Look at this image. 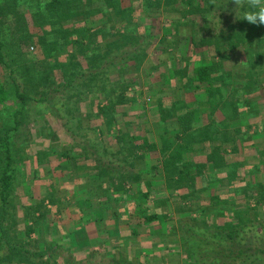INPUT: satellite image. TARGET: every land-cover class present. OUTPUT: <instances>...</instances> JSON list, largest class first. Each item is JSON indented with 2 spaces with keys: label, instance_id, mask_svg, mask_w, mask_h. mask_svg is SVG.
I'll return each instance as SVG.
<instances>
[{
  "label": "rangeland",
  "instance_id": "374dc122",
  "mask_svg": "<svg viewBox=\"0 0 264 264\" xmlns=\"http://www.w3.org/2000/svg\"><path fill=\"white\" fill-rule=\"evenodd\" d=\"M45 3L42 4V7ZM24 4L25 6L20 5L15 0H0V29L3 32L6 57L19 74L16 76L17 80L27 90V94L32 97V99L27 100L24 107L21 116V128L14 135L13 149L16 159L15 165L17 166V180L13 190L15 195L14 209L17 212H23L29 206L31 208L41 206V200L46 198L45 205L47 208H42L44 215L38 221L39 225L37 232L33 233V239H41V243L51 245L53 249L48 247L51 254L50 262L58 250V254L63 256L58 259L62 263H65V260L73 262V259L83 263L92 250L100 251L103 254L107 251V249L105 251L99 248L87 250L83 246L80 247L83 241L82 233L71 234V228L68 231L64 230V223L68 221L72 228L81 227L74 223L77 218H72L71 214L80 207V204H76V202L85 200L76 196L72 191L85 188L84 182L79 184V177H81L80 174L85 165L89 168L100 164L104 166L103 160L107 153H115L121 150L122 152L116 154L117 156L113 155L112 166L117 170H122L124 166L122 159L127 154H125L124 149H121L122 144L118 137L117 125L121 127V134L123 135L130 133L132 136L134 133H139L144 137L145 132L155 134L157 130L164 127L165 122H168L166 120L174 116L178 110L183 113L181 115L184 116L183 120L188 118L185 115L189 114L188 116H190L195 113L199 105L186 107L184 103L175 102L174 98L181 97L187 92V89H191L192 85L186 77L190 75L192 69L195 71L196 66L200 64L214 65L219 62L221 67L218 72L214 73L219 79L214 82L212 92L208 93L202 87L196 89L198 92L206 93L205 96L208 97L207 101L212 109L222 111L226 115L229 112H242L240 108L246 107L248 104L251 106L257 101H264V88L258 89L262 98H258L259 96L256 97V95L250 97L249 95L254 90L247 89L249 83L252 84L254 81L255 76L257 77V84L264 82V42L258 44L256 40L263 38L264 27L262 25L253 26L243 20L241 23H231L232 27L228 29V26L226 31L222 30L223 25L214 29V22L206 21L200 13L187 14V11L190 10L187 0L183 5L175 6L176 8L173 10L161 9L157 12L146 13L132 11V18L128 19V32L133 29V32L129 33L130 41L120 42L119 35L112 37L108 35L109 31L118 34V26L125 24L119 20L121 18L123 21L126 20L122 16L112 19L114 20L113 23H108V27L104 28L105 36L102 35V38L96 39L99 43L94 42V46L100 42L104 43V45H96L95 49H99L97 53L100 52L104 58V61L101 62L102 65L109 64L108 61L113 60L111 64L113 70L109 72L105 69L98 78L91 82L80 84L78 87L75 86L69 91L57 92L55 90L64 80L65 68L61 67L63 63L71 65V60H73V62H79L78 67L81 70L84 68L88 70L87 66L84 67L87 63L82 55L72 53L73 49L66 50L64 47L61 49L59 41L61 33L58 30V25H52L45 18L44 20L41 19V22H35L36 15L39 16V19L44 16H41L42 14L36 9L32 10L29 7L30 4ZM27 6L29 10L26 9ZM215 9L216 7L210 11L213 13ZM240 15L243 18V13ZM99 16L101 15L99 14ZM96 26L100 28L103 24ZM111 26L112 28H110ZM244 34L248 37L251 34L257 38H252L244 44L240 39V36ZM215 35L216 38L218 36L227 38V43L221 49L222 56L214 57L216 50L213 45L204 46L201 48V52L197 53L198 55L191 52L189 46L193 37L199 40L202 38L209 39ZM111 40L118 42L113 45L107 44ZM138 41H140L139 45H137ZM125 61L129 64L123 65L122 62ZM195 74L197 77L196 72ZM0 78H5L1 68ZM182 80H186V83ZM7 82L9 86L13 87L11 79H8ZM105 82L109 87L116 88L117 93L127 88L126 103L119 104L116 112L110 114V117L113 118L110 120L113 123L112 131H109V127L107 129L105 119L91 112L94 98H90L88 94L89 86L102 85ZM194 83L193 86H195ZM196 84L206 85L199 81H196ZM9 103L12 104L11 100ZM258 105L256 103L255 107L252 106V108L257 109ZM11 107L14 108L13 105ZM252 108L249 109L252 110ZM4 110L5 107H1L0 139L4 129L11 121ZM89 113L90 116L88 117ZM162 122L164 124L161 125ZM229 122L232 123V121L226 120L222 125L229 124ZM100 127H103L105 133H102ZM95 128H97L96 131ZM205 128L208 129V126ZM154 138H157L156 135ZM137 142L142 143V141ZM131 145L130 142L128 149ZM146 148L140 152L143 157H145L144 150ZM99 149L100 162L92 161L94 152H99ZM235 151L236 153H233L234 158L241 155L239 148ZM54 153L56 154L54 155ZM69 154L76 157L75 162L72 159L69 160ZM1 158L0 151V167L2 166ZM134 160L135 158L131 160L132 164H136ZM50 167H53V171ZM93 170L98 171L97 169ZM236 170V167L232 169V177H237ZM137 177L138 175L132 174L133 180L139 181L140 176ZM184 180L187 181L188 178L185 176ZM206 181L207 179H203L200 188H206L208 191ZM130 184H127L126 187L132 192L125 196L128 207L139 202L140 197H142L141 190L145 189L144 183ZM177 185V183L172 184V188L178 187L179 189L180 185ZM195 185L194 183L191 185L192 188L189 192L181 191L177 195L176 192H171L169 189V194L165 197L160 195L158 190L157 193H154V197L151 199L153 201L150 202L148 208L150 213L157 211L160 216L159 221L145 226H140L139 222H133L134 226L140 228L139 233L141 232V234L138 237L141 243L144 240L142 236L145 232L144 227L156 228L158 225L160 226L158 227L160 231L156 230L155 233L157 234H153V236L156 235L154 237L156 242H152V244H156V248L149 254L151 264L156 262L159 264L161 262H166L165 264L193 263V259L188 257L186 251L190 245L186 243L187 237L183 234V229L187 226L203 225V223L211 227L221 226L229 218L238 222L237 216L231 212L227 213L229 216L216 213V205H214L216 203L212 202L213 200L218 202V200L210 199L211 203L208 206L204 202L205 199L203 202L201 200L195 202L193 199L200 197V192L204 191ZM239 187H236L235 191H239ZM195 188L197 190L193 193ZM236 193L233 190V195L236 196L235 199H232L233 201L225 200V197L219 201L227 205L232 204L238 209L245 210L248 204L251 208L256 209L257 214L250 211L252 214L244 217L249 221V224H256L247 228L246 237L249 236L252 240L251 236L264 231V201L260 202L256 208L254 193L248 192V190ZM52 200L58 203L53 205ZM14 217L17 221L21 220L15 214ZM71 219L73 222L70 221ZM165 225L166 228L164 229ZM11 227L9 228L11 239L23 240L22 231L21 229L18 230L19 224H13ZM84 236L87 237L86 234ZM244 245L246 246L247 243L241 246ZM121 246L128 248V245ZM3 247L2 252L8 250L7 245L4 244ZM131 250L127 249L128 255ZM124 254L127 255L126 252ZM261 256L264 258V253ZM20 259V256H13L11 263L4 261L2 264H20L22 262ZM214 259L215 257L212 258V260ZM242 260L243 258L239 259V261Z\"/></svg>",
  "mask_w": 264,
  "mask_h": 264
},
{
  "label": "trees",
  "instance_id": "16d2710c",
  "mask_svg": "<svg viewBox=\"0 0 264 264\" xmlns=\"http://www.w3.org/2000/svg\"><path fill=\"white\" fill-rule=\"evenodd\" d=\"M187 1L190 6V10L187 11V14L200 13L206 21L209 20L208 22H214V29L223 25L225 28L223 27L222 30L226 31L225 29L228 26V29L232 27L231 23H241V21H243V18L240 15L243 13V9H236V5L232 2V0ZM15 2L23 6H25L24 3H28L30 4L29 7L32 8V10L36 9V11H39V13L42 14L41 16H44L39 19L38 15H34L35 22H41V19L44 20L45 18V20L51 22L52 25H58V30L61 33L59 37L61 49L62 47L66 48V50L73 49L72 53L82 55L85 59L87 65L84 67L87 66L88 70L86 68L81 70L78 67L80 65L78 64L79 62H73V60H71V65L68 63H63L61 65L63 69L65 68L63 73L64 80L61 81L55 91L65 92L66 90H71L75 86L78 87L80 84H86L89 81L91 82L92 80H95L101 73H103V71H105V69L109 72L113 70L111 65L113 60L111 59L108 61L109 64L102 65L101 62L104 61V58L100 52L97 53L99 49H95L96 45H104V43L100 42V44H96L94 46V42H98L96 40L97 38H102V35L103 37L105 36L104 28H106L108 23L113 21L112 19L124 16L126 20L123 21L121 18L119 22H125V24L118 26V34L116 32L109 31V37L119 35L120 42L130 41L129 33L133 32V29H130L128 32V19L132 18V11L146 13L157 12L161 9L173 10L178 4L183 5L185 0H15ZM43 3L45 4L42 7ZM29 7L27 6L26 9L29 10ZM214 7H216V9L212 13L210 10ZM99 14L101 16H99ZM98 17H106V21L104 24L102 23L103 26L100 28L99 26H96L98 24ZM112 26L110 28H112ZM256 26L258 27L259 25ZM262 27H264V25H262ZM252 38L254 39L257 37H254L251 34L249 37L246 36V34L240 36V39L244 42V44ZM226 40V37L223 36L222 38L218 36L216 38V35L209 39L202 38L199 40L193 37L190 41L191 45L189 47L191 52L197 54L201 52V48L204 46L213 45L216 50L214 57L217 58L222 56L221 49L227 43ZM256 40L258 41V44L264 42V34L263 38H257ZM117 42L118 41L111 40L107 44L113 45ZM139 43L140 41H138L137 45H139ZM128 52L131 53L132 51ZM261 54L263 55V52H261ZM122 63L123 65L129 64L127 61ZM0 68L2 69L5 77L0 78V109L1 107H5L4 111L7 116L11 118L9 125H7L4 129L0 139V151L2 154V166L0 167V264L4 261H10L11 263L13 256H20V261H22L20 264H81L82 262L80 263L77 259H73V262L64 259L65 263H62L58 259L63 256H60V253L58 254V250L56 253L57 256L53 253L54 257L50 262L49 257L51 254L49 253L48 247L53 249L51 245L41 243V239H33V233L37 232V227L39 225L38 221L44 215L42 208H47L45 205L46 198L41 200V206L39 205L32 208L29 206L28 209L23 212H17V210L14 209L13 200L15 195L13 190L15 189L17 180V166L15 165L16 159L13 149L14 135L21 128V116L23 114L24 107L27 100L32 99V97L27 94V90L21 85V83H19L16 77L19 74L16 72L13 65L7 60L5 42L1 29ZM220 68L219 62L214 65H209L207 63L200 64L195 68V72L197 73L196 81L206 84L204 89L208 91V93L213 91L215 85L214 82L219 79L217 75H214V73L218 72ZM8 79H11L13 87L7 84ZM256 80L257 77L255 76L254 81L252 84L249 83L247 89H253L254 91L263 89L264 82L262 81L260 82L261 84H257ZM199 85L200 84H198L197 87ZM201 87L202 86L200 85L198 88ZM88 89L90 98H94L95 102L92 103L91 112L98 114L100 117L105 119L107 129L109 127V131H112L113 123L110 120L113 118L110 117V114L116 112V108L119 104L126 103L127 88H124L121 92L117 93L116 88L109 87L105 82L102 85H91ZM10 100L12 103L11 105H13L14 108L11 107L9 103ZM65 100L67 99L65 98ZM89 116L90 113L88 114V117ZM182 121L179 125V129L181 131L186 132V130L192 128L193 121H190L188 118ZM96 129L97 128L94 130L96 131ZM101 129L102 133H105L103 127ZM117 130L119 131L118 137L122 144L121 149H124V152L126 151L125 154H127L125 158L122 159L124 164H128V162H131L134 158L135 163L139 160H143L144 157L140 152H142L147 145H151L148 139L139 133H134L132 136L130 133L123 135L121 134V127L119 125H117ZM137 141H142V143ZM130 142L132 145L128 149ZM121 152L122 151L119 150L115 153H107L104 159L105 161L103 160L104 166H102V164L97 165L99 167V173L102 169H104L106 176L104 179L99 182L87 179L88 181L84 182L83 186H85L84 189H87L89 193V196L85 200L86 206H90L93 201L92 199L97 198V202L103 210L102 213L104 216H98L96 219L100 222H102V220L105 222V212L107 214L108 211L113 219H117L120 223L125 222V225L128 226V231H125L124 234L129 236V239L131 240L130 244L128 245V248L121 245L113 246L111 254L107 251L103 254L100 251L92 250L88 253L82 264H151V256L149 254H143L142 251L145 246L139 243L138 236L141 234V232L139 233L140 228L139 226H134L133 222H139L140 226H145L147 224L157 223L160 216L157 211L151 213L149 212L148 205L153 197L149 189L150 184L144 185L145 189L141 190L142 197H140L141 199L138 203L132 205L131 207H128L127 205L126 207L122 204L126 203L127 198L125 196L130 193V189L127 188L126 185L130 182L131 175L127 169L123 171L126 174L123 172L121 174H117L116 171L113 172V155L117 156L116 154ZM216 153H212L210 158L218 155ZM55 154L56 153H54V155ZM68 158L69 160L72 159L74 162L76 161V157H73L70 154L68 155ZM92 158H94L92 161L100 162V149L99 152H94V157ZM75 166L77 165L75 164ZM177 172L183 173L184 170L182 168H178ZM80 178L81 177H79V180ZM114 178L118 180L114 181ZM79 184L82 183L80 182ZM179 184L180 183H178V185ZM179 189H181V186ZM74 191L75 189L72 193H74ZM115 192H118V194ZM255 199V207L257 208L258 204L264 199V191L258 194ZM85 201H83V203ZM214 202L216 203L214 205L220 204L215 207L218 215L229 216L227 212L229 213L233 211V214L237 216L238 222L229 218L221 226L215 225L211 227L206 226L203 223V225L193 224L185 227V229H183V234L187 237L186 243L190 245L186 251L188 252V257L193 259L192 264H240L241 262V264H264V258L261 256V254L264 253V231L262 230V233L258 232L257 235L251 236L252 240L249 236V238L246 237L248 234L247 228L250 226L253 227L256 224H249V221H247L244 217L252 214L251 212H255V214H257L256 209L253 207L251 208L249 206L250 204H248L244 210L238 209V207H235L232 204H223L222 201L216 202L213 200L212 203ZM55 203L58 202L52 200V204L56 205ZM132 212H135L136 215L133 216L130 214ZM14 214L21 220L17 221ZM17 223L20 226L18 230L21 229L22 231L23 240H12L9 235V228L13 226V224ZM241 223H243V225H240ZM152 234L157 233L154 232ZM246 240L249 241L247 242ZM3 243L7 245L8 248L5 252H2V249L4 248ZM245 243H247L246 246H241ZM107 249L111 248L108 247ZM127 249H132L129 255ZM125 252L127 255L124 254ZM213 257H215L214 260H212ZM107 258L108 260H106ZM241 258H243V260L239 261ZM165 263L166 262H161L160 264ZM155 264L159 263L156 262Z\"/></svg>",
  "mask_w": 264,
  "mask_h": 264
},
{
  "label": "crops",
  "instance_id": "0c3cea01",
  "mask_svg": "<svg viewBox=\"0 0 264 264\" xmlns=\"http://www.w3.org/2000/svg\"><path fill=\"white\" fill-rule=\"evenodd\" d=\"M105 21L106 17H98V25L104 24ZM195 76V71L192 69L190 75L185 76L192 85L191 89H187V92L181 97L177 96V98H174L175 102L184 103L186 107L188 105H192V107L199 105L195 113L190 116H188L189 114L186 115L190 121H193L192 128L186 130V132L179 129L184 116H181L183 113L178 110L174 116L166 120L168 122H165L164 127L157 130L155 134L148 133V135L145 132V138L148 139L151 145L146 146L147 148L144 150L145 159L143 161H138L136 164L131 162L124 164L122 170H117L113 167V172L116 171L117 174H121L127 169L131 175L128 185L130 183L134 185L140 183H144V185L150 184L149 189L153 197L158 190L163 197L169 194V189H171V192H176V195L181 191L189 192L193 183L194 185L196 184L195 187L200 188L203 179H207L208 191H206V188H200L204 189V191L200 192V197H194L195 199L193 200L195 202L200 200L203 202L205 199L204 202L208 206L212 199L219 201L225 197V200H232L236 198L233 195V190L237 193L248 190V192L255 194L253 196L255 198L264 191V101L256 102L259 104L257 109H254L256 103L251 104V106L248 104V106L240 108L242 112H229L225 115L222 111L212 109L209 106L205 92L196 90L198 87L196 84L197 77ZM182 81L186 83V80ZM193 82H195V86H193ZM202 87L204 88V86ZM251 95L262 98L260 90L254 91L249 96L251 97ZM252 106L254 107L252 108ZM250 107L252 110L249 109ZM183 112L188 113L187 111ZM226 120H230L232 123L229 122V124L222 125ZM162 124L164 123L162 122ZM237 125H240V127H237ZM207 126L208 129L205 128ZM154 135L157 138H154ZM238 148L241 155L234 158L233 153H236L235 150H238ZM212 153L218 155L210 158ZM235 167L237 168V177H232L231 171ZM50 168L53 170V167ZM178 168H182L184 172H177ZM93 169L99 171L97 165H93L92 168L85 165L80 174L81 183L88 181L87 179L99 182L106 177L104 169L100 172L101 176L98 171ZM132 174L140 176L139 181L137 179L133 180ZM185 176L188 178L187 181H185L186 179L184 180ZM116 180L118 179L114 178V181ZM182 181L185 182L182 183ZM176 183H180L179 185L183 187L182 190H179L178 187L176 189L172 188V184ZM238 186H240L239 191H235ZM195 190L197 189H193V193ZM138 192L140 191L138 190ZM115 193L118 194V192ZM74 194L84 200L88 197L87 189L79 191L75 189ZM92 200L91 207L86 206V201L84 203L77 201L76 204L79 203L80 207L71 214L72 218H77L74 223L79 224L81 227L72 228L70 226L71 223L68 221L64 223V230L68 231L71 228V234L81 232L83 241L80 247L83 246L87 250L99 248L105 251V249L110 247L111 249H107V252L111 254L113 246L129 245L131 240L128 235L124 234L125 231H128V226L125 225V222L120 223L117 219H113L108 211L107 214L104 211L105 222L104 220L100 222L96 217L104 216L103 210L100 208L97 198ZM81 204L83 205L82 207ZM122 204L128 206L127 201ZM217 206L219 204L215 207ZM130 214L136 215L135 212ZM168 226L170 227L169 224ZM158 227L160 226L158 225L156 228L151 226L144 227L145 232L142 234L144 240H142V243L141 241L139 242L145 246L142 251L143 254H151L155 250L156 244L154 245L152 242H156L154 240L156 235L153 236L152 233L157 232L159 230ZM165 228L166 225L164 226Z\"/></svg>",
  "mask_w": 264,
  "mask_h": 264
},
{
  "label": "clouds",
  "instance_id": "9594fccd",
  "mask_svg": "<svg viewBox=\"0 0 264 264\" xmlns=\"http://www.w3.org/2000/svg\"><path fill=\"white\" fill-rule=\"evenodd\" d=\"M236 9H243V20L252 25H264V0H232Z\"/></svg>",
  "mask_w": 264,
  "mask_h": 264
}]
</instances>
